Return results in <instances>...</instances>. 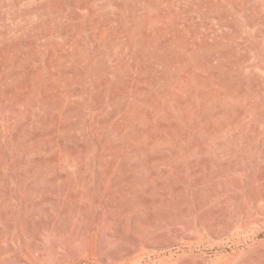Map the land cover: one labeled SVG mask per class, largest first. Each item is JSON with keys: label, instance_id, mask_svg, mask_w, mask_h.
<instances>
[{"label": "rangeland", "instance_id": "rangeland-1", "mask_svg": "<svg viewBox=\"0 0 264 264\" xmlns=\"http://www.w3.org/2000/svg\"><path fill=\"white\" fill-rule=\"evenodd\" d=\"M0 264H264V0H0Z\"/></svg>", "mask_w": 264, "mask_h": 264}]
</instances>
